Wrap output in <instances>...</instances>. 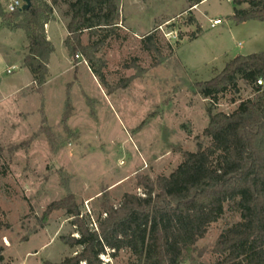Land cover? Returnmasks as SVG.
I'll return each mask as SVG.
<instances>
[{"label":"rangeland","instance_id":"1","mask_svg":"<svg viewBox=\"0 0 264 264\" xmlns=\"http://www.w3.org/2000/svg\"><path fill=\"white\" fill-rule=\"evenodd\" d=\"M9 1L0 0L6 12ZM201 1L118 0L119 28L97 54L105 86L84 58L78 64L70 58L68 66L66 47L53 38L52 71L36 90L22 67L25 32L0 28V59L7 58L0 62V264H59L74 256L79 249L63 241L78 237L66 212L45 218L52 203L70 192L95 223L105 200L118 207L126 194L144 196V181L171 175L185 152L210 146L209 109L232 114L256 98L242 81L239 94L229 92L217 105L197 92L238 56L264 52V23L237 24L229 0ZM66 10L57 7L54 16L67 23ZM216 19L223 24L212 28ZM152 33L147 50L143 39ZM13 64L18 70L9 75ZM240 221L226 205L184 264H217L219 237ZM102 259L135 264L129 251Z\"/></svg>","mask_w":264,"mask_h":264},{"label":"trees","instance_id":"2","mask_svg":"<svg viewBox=\"0 0 264 264\" xmlns=\"http://www.w3.org/2000/svg\"><path fill=\"white\" fill-rule=\"evenodd\" d=\"M229 1L235 6L231 19L237 24L264 23V0ZM63 6L67 7L65 47L70 58L77 64L84 58L105 86L96 67L100 63L97 54L119 28L118 0H32L28 11L15 13L0 5V28L25 32L28 53L23 66L32 74L34 88L42 90L55 51L45 28L55 9ZM154 34L143 39L147 50L153 46ZM260 79L264 81V52L238 56L219 76L197 86V92L214 105L229 92L239 94L241 81L257 96L242 102L232 114H214L209 109L204 135L210 138V146L199 145L196 152H185L183 162L171 175L144 181V196L126 194L118 207L105 200L95 223L92 216L82 214L70 192L52 203L45 218L65 211L78 236L63 239L79 250L59 264H111L102 257L116 259L122 251H129L135 264H184L210 226L223 217L226 205L240 212L241 221L219 237L215 252L222 259L217 264H264V85L257 84Z\"/></svg>","mask_w":264,"mask_h":264},{"label":"crops","instance_id":"3","mask_svg":"<svg viewBox=\"0 0 264 264\" xmlns=\"http://www.w3.org/2000/svg\"><path fill=\"white\" fill-rule=\"evenodd\" d=\"M232 17V16H231ZM68 22V21H67ZM0 26H1V23H0ZM46 35H47V39L48 41H50L52 43V45L54 46L53 44V38H58L59 41H60V44L64 45L65 46V41H66V38L68 36V32H67V23H64L61 21V19L56 15L55 13V16L53 18V20L51 22H49L47 25H46ZM13 32H16V31H13ZM26 48L28 47V44L25 45ZM23 46V47H25ZM55 49V47H54ZM14 50V49H13ZM68 51V50H67ZM14 52V51H13ZM56 53V49L54 51V53L52 54L51 58H50V62H49V73H51L52 71V66L54 64V55ZM2 59H0V62H5V60H7L6 56H2L1 57ZM19 58V56H18ZM54 58V59H53ZM58 61V60H57ZM67 63L68 66H70L72 63H71V59H70V56H69V53H68V59H66L65 61ZM59 66L61 65V62L58 63ZM13 66H16V65H11L10 67H13ZM83 66V65H80V67ZM22 67L25 68L22 64ZM9 69V67L7 68V70ZM27 69V68H25ZM6 70V71H7ZM87 70L90 71V69L87 67ZM91 72V71H90ZM32 81H33V77H32ZM33 83V82H32ZM33 85V84H32ZM47 85V84H46ZM30 86V85H29ZM20 87V88H19ZM26 87V86H25ZM23 87V88H25ZM28 87V86H27ZM20 89H22L21 86H18V89H16V91H20Z\"/></svg>","mask_w":264,"mask_h":264},{"label":"built area","instance_id":"4","mask_svg":"<svg viewBox=\"0 0 264 264\" xmlns=\"http://www.w3.org/2000/svg\"><path fill=\"white\" fill-rule=\"evenodd\" d=\"M22 7H23L22 0H10L6 10L9 13H15L17 11H20ZM222 24H223V22L221 19H216V20L212 21L211 27L216 28ZM17 70H18V68L16 66H13V67L9 68L6 72H7V74L12 75ZM257 84L259 86H263L264 81L262 79H260V80H258Z\"/></svg>","mask_w":264,"mask_h":264},{"label":"water","instance_id":"5","mask_svg":"<svg viewBox=\"0 0 264 264\" xmlns=\"http://www.w3.org/2000/svg\"><path fill=\"white\" fill-rule=\"evenodd\" d=\"M23 7L21 8V12L28 11L32 6V0H22Z\"/></svg>","mask_w":264,"mask_h":264}]
</instances>
